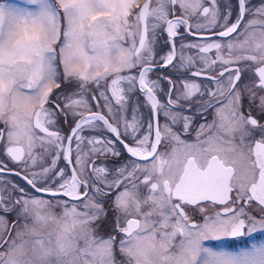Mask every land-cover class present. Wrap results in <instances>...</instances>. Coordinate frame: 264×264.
I'll return each instance as SVG.
<instances>
[{
    "label": "snow or ice",
    "instance_id": "snow-or-ice-1",
    "mask_svg": "<svg viewBox=\"0 0 264 264\" xmlns=\"http://www.w3.org/2000/svg\"><path fill=\"white\" fill-rule=\"evenodd\" d=\"M256 233L264 0H0V264H264Z\"/></svg>",
    "mask_w": 264,
    "mask_h": 264
},
{
    "label": "flooded vegetation",
    "instance_id": "flooded-vegetation-1",
    "mask_svg": "<svg viewBox=\"0 0 264 264\" xmlns=\"http://www.w3.org/2000/svg\"><path fill=\"white\" fill-rule=\"evenodd\" d=\"M253 3L259 5V0H253ZM145 111H146V109H145ZM254 235L256 236L257 240L264 239V234H262V233H256Z\"/></svg>",
    "mask_w": 264,
    "mask_h": 264
},
{
    "label": "rangeland",
    "instance_id": "rangeland-1",
    "mask_svg": "<svg viewBox=\"0 0 264 264\" xmlns=\"http://www.w3.org/2000/svg\"><path fill=\"white\" fill-rule=\"evenodd\" d=\"M6 179H12L13 177H10V176H8V177H5Z\"/></svg>",
    "mask_w": 264,
    "mask_h": 264
}]
</instances>
